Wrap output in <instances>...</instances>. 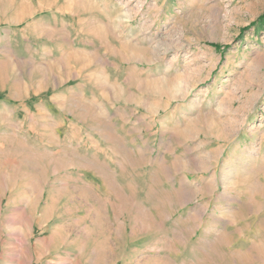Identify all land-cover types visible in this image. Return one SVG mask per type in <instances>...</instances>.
I'll use <instances>...</instances> for the list:
<instances>
[{"label":"rangeland","instance_id":"obj_1","mask_svg":"<svg viewBox=\"0 0 264 264\" xmlns=\"http://www.w3.org/2000/svg\"><path fill=\"white\" fill-rule=\"evenodd\" d=\"M0 264H264V0H0Z\"/></svg>","mask_w":264,"mask_h":264}]
</instances>
